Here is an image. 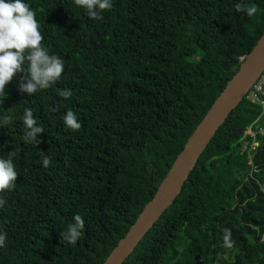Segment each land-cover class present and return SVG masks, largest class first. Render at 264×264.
Segmentation results:
<instances>
[{"label":"trees","instance_id":"obj_1","mask_svg":"<svg viewBox=\"0 0 264 264\" xmlns=\"http://www.w3.org/2000/svg\"><path fill=\"white\" fill-rule=\"evenodd\" d=\"M25 2L65 67L32 95L19 91L17 73L0 98V157L15 149L19 173L15 189L0 192V264H100L264 30V0H112L103 20L74 0ZM238 2L256 14L236 12ZM25 108L44 128L38 144L21 138ZM68 110L77 131L63 124ZM259 113L243 96L121 264H264V128L243 134L264 127L253 122ZM74 214L84 228L69 244L60 233Z\"/></svg>","mask_w":264,"mask_h":264},{"label":"clouds","instance_id":"obj_2","mask_svg":"<svg viewBox=\"0 0 264 264\" xmlns=\"http://www.w3.org/2000/svg\"><path fill=\"white\" fill-rule=\"evenodd\" d=\"M77 7L86 9L89 18L103 20L102 13L112 8V0H74ZM236 12H243L252 17L257 12L255 4H235ZM36 19V12L25 0H0V98L5 97V87L17 73H21L18 89L22 93L35 94L39 90L48 89L58 81L64 71V60L55 54H50L43 44V35ZM64 99L72 96V91L64 89L58 92ZM7 125L10 117H3ZM66 128L77 131L82 127L81 121L72 110L62 117ZM22 122L24 133L21 137L25 143L38 144V134L44 133V128L37 125L36 118L30 108H25ZM15 149L0 157V192L14 190L19 173L16 170L14 158ZM48 156L42 157V165L51 164ZM6 200L0 198V207ZM73 222L68 224L65 231L60 233L69 244H75L81 237L84 220L80 214H74ZM224 246L231 248L234 242L230 239L231 230L223 229ZM7 234L0 232V247L5 244Z\"/></svg>","mask_w":264,"mask_h":264},{"label":"water","instance_id":"obj_3","mask_svg":"<svg viewBox=\"0 0 264 264\" xmlns=\"http://www.w3.org/2000/svg\"><path fill=\"white\" fill-rule=\"evenodd\" d=\"M264 68V30L257 37L233 74L195 124L159 180L151 197L143 204L122 237L100 264H121L143 234L180 192L189 171L227 114L240 102Z\"/></svg>","mask_w":264,"mask_h":264},{"label":"built area","instance_id":"obj_4","mask_svg":"<svg viewBox=\"0 0 264 264\" xmlns=\"http://www.w3.org/2000/svg\"><path fill=\"white\" fill-rule=\"evenodd\" d=\"M244 96L250 101L257 103L260 106V113L255 117L253 122L258 118L263 119L264 122V68L261 70L257 78L251 84ZM263 126L261 124L254 125V128L251 125H247L243 131V134L248 136L250 139L255 137L256 133H262ZM255 145L254 141L250 142V147Z\"/></svg>","mask_w":264,"mask_h":264}]
</instances>
